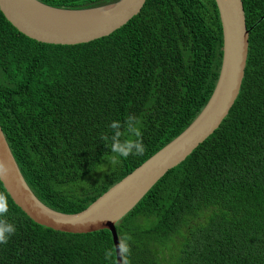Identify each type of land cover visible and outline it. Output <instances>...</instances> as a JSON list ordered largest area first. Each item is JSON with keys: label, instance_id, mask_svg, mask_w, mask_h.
<instances>
[{"label": "trees", "instance_id": "16d2710c", "mask_svg": "<svg viewBox=\"0 0 264 264\" xmlns=\"http://www.w3.org/2000/svg\"><path fill=\"white\" fill-rule=\"evenodd\" d=\"M243 3L250 31L240 94L117 223L124 264H264V0ZM222 55L215 0H147L113 33L73 45L32 39L0 10V124L31 189L56 210L85 209L188 127L214 90ZM130 117L145 151L113 165L109 125L134 138ZM0 194L9 209L0 219L16 228L0 244V264H117L110 230H54L27 216L1 181Z\"/></svg>", "mask_w": 264, "mask_h": 264}, {"label": "water", "instance_id": "95a60500", "mask_svg": "<svg viewBox=\"0 0 264 264\" xmlns=\"http://www.w3.org/2000/svg\"><path fill=\"white\" fill-rule=\"evenodd\" d=\"M147 0H117L86 8H63L41 0H0V10L17 30L50 44H79L113 33L143 8ZM223 28V55L214 90L201 112L177 137L110 186L85 209L66 213L41 201L26 181L0 124V161L9 172L0 179L12 200L36 223L69 233L108 229L117 264H124L117 223L173 167L185 160L229 114L245 77L249 29L243 0H215Z\"/></svg>", "mask_w": 264, "mask_h": 264}, {"label": "clouds", "instance_id": "9594fccd", "mask_svg": "<svg viewBox=\"0 0 264 264\" xmlns=\"http://www.w3.org/2000/svg\"><path fill=\"white\" fill-rule=\"evenodd\" d=\"M135 123H138L136 121ZM128 132L134 138L121 139V124L117 121H113L109 127L114 129L115 132L111 136L110 151L115 153L112 160L110 161L113 165L119 163V158H128L130 155L138 156L143 155L145 147L141 138L140 130L135 127L134 118L130 117L124 125ZM155 154V153H154ZM9 172L8 167L0 161V179L7 176ZM7 198L4 194H0V217L5 216L8 212ZM16 232V228L13 224L8 223L5 219H0V244H7L11 236ZM127 239H130L128 237Z\"/></svg>", "mask_w": 264, "mask_h": 264}, {"label": "rangeland", "instance_id": "374dc122", "mask_svg": "<svg viewBox=\"0 0 264 264\" xmlns=\"http://www.w3.org/2000/svg\"><path fill=\"white\" fill-rule=\"evenodd\" d=\"M95 173H96V172H95ZM95 173H94V174H95ZM91 176H92V175H91ZM93 178H94V175H93Z\"/></svg>", "mask_w": 264, "mask_h": 264}]
</instances>
